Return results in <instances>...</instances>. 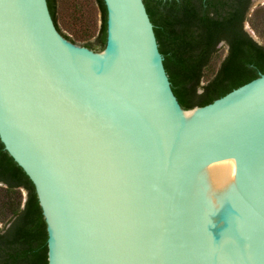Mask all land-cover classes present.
I'll return each mask as SVG.
<instances>
[{"label": "water", "instance_id": "water-1", "mask_svg": "<svg viewBox=\"0 0 264 264\" xmlns=\"http://www.w3.org/2000/svg\"><path fill=\"white\" fill-rule=\"evenodd\" d=\"M104 4L96 50L48 0H0V141L48 264H264V73L185 109L145 1Z\"/></svg>", "mask_w": 264, "mask_h": 264}, {"label": "trees", "instance_id": "trees-1", "mask_svg": "<svg viewBox=\"0 0 264 264\" xmlns=\"http://www.w3.org/2000/svg\"><path fill=\"white\" fill-rule=\"evenodd\" d=\"M96 43L105 47L107 10ZM175 94L185 109L204 106L264 73V45L245 29L251 0H144ZM57 29L58 0H48ZM256 9L253 16H260ZM253 28L255 19L250 18ZM206 82V83H204ZM0 264H48L47 227L35 186L0 141ZM22 190L27 192L23 198Z\"/></svg>", "mask_w": 264, "mask_h": 264}, {"label": "rangeland", "instance_id": "rangeland-1", "mask_svg": "<svg viewBox=\"0 0 264 264\" xmlns=\"http://www.w3.org/2000/svg\"><path fill=\"white\" fill-rule=\"evenodd\" d=\"M256 9L262 11L260 16H253ZM250 18L255 19L256 28H253ZM100 24L101 13L95 0H59V25L64 33L75 39V43L79 45L96 43ZM246 28L260 44L264 45V2L260 1V4L250 12ZM0 188H3L1 183ZM22 195L26 199L27 192L22 190ZM0 224L3 225L1 222Z\"/></svg>", "mask_w": 264, "mask_h": 264}, {"label": "flooded vegetation", "instance_id": "flooded-vegetation-1", "mask_svg": "<svg viewBox=\"0 0 264 264\" xmlns=\"http://www.w3.org/2000/svg\"><path fill=\"white\" fill-rule=\"evenodd\" d=\"M261 1V0H260ZM263 2V1H262ZM253 3V0H251V4ZM251 6V5H250Z\"/></svg>", "mask_w": 264, "mask_h": 264}, {"label": "bare ground", "instance_id": "bare-ground-1", "mask_svg": "<svg viewBox=\"0 0 264 264\" xmlns=\"http://www.w3.org/2000/svg\"><path fill=\"white\" fill-rule=\"evenodd\" d=\"M262 1L264 2V0H261V2H262Z\"/></svg>", "mask_w": 264, "mask_h": 264}]
</instances>
